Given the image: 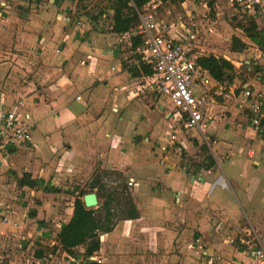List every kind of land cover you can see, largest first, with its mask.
Instances as JSON below:
<instances>
[{"label":"crops","instance_id":"obj_1","mask_svg":"<svg viewBox=\"0 0 264 264\" xmlns=\"http://www.w3.org/2000/svg\"><path fill=\"white\" fill-rule=\"evenodd\" d=\"M87 2L0 3V104L22 100L18 112L32 134L31 143L0 158L7 210L0 257L14 264H75L70 255L77 264H254L252 251L264 247V60L257 74L242 75L234 59L248 46L261 49L237 26L242 36L230 35L226 45L209 41L207 2L185 0V14L170 20L201 32L198 58H223L234 68L217 82L197 64V95L208 100L204 141L201 132L175 126L172 105L148 76L129 71L147 65L134 34L112 30L114 10L130 0H104L102 9ZM149 6L170 10L158 0ZM250 11L256 23L264 14ZM233 37L246 48L232 51ZM246 89L263 104L261 132L251 125ZM80 192L96 194L95 209L112 198L111 230L99 233L91 257L84 245L68 254L57 241ZM130 204L135 218L127 216Z\"/></svg>","mask_w":264,"mask_h":264},{"label":"built area","instance_id":"obj_2","mask_svg":"<svg viewBox=\"0 0 264 264\" xmlns=\"http://www.w3.org/2000/svg\"><path fill=\"white\" fill-rule=\"evenodd\" d=\"M228 2L234 8L257 9L258 13H264V0H228ZM147 4L141 10L136 9L138 24L134 34L142 38V44L137 51L152 70L147 77L149 85L172 105V119L175 121V126L188 131L197 130L201 132L204 141H207V137L204 136L206 127L204 114L208 100L203 94L197 95L198 85L195 77L198 58L196 49L201 32L195 25L182 19H179L177 25L170 20H161L153 11L155 8L151 9ZM77 24L79 25L80 22ZM242 98L248 103L251 125L256 131L261 132L263 104L256 98L253 100V93L249 89L243 92ZM22 105V100H16L11 108L0 104V158L8 155L11 148L32 141L31 129L18 112ZM169 141L172 145L177 142L175 133L170 135ZM176 147L180 151V146ZM6 212L5 207L0 205V220L4 223L7 222ZM252 257L254 264H264V247L257 245L252 251ZM69 258L77 264L72 255ZM90 261L101 262L93 258H90ZM0 264L14 263L0 257Z\"/></svg>","mask_w":264,"mask_h":264},{"label":"trees","instance_id":"obj_3","mask_svg":"<svg viewBox=\"0 0 264 264\" xmlns=\"http://www.w3.org/2000/svg\"><path fill=\"white\" fill-rule=\"evenodd\" d=\"M150 1L152 0H130L127 7L115 9L113 13V32L117 34H129L132 32L134 34L138 24L136 9L141 10ZM158 1H160L162 5L166 6L168 4L180 5L185 0ZM207 5L210 9L211 16H214V1H208ZM237 27L243 31L245 36H247L252 43L257 45L261 50H264V31L258 28L254 19L247 18L245 22L240 21L237 24ZM131 40L133 48H139L142 44V38L135 34ZM245 48L246 44H244L240 39L237 37L232 38V51H241ZM197 64L202 69H205L209 73L210 77L217 82L229 80L230 76L227 74L229 72H233L234 70L230 62L223 58H216L214 56L199 57L197 59ZM129 71L134 76H139L141 74L149 76L152 73L150 66L144 64H141L138 67H131ZM19 183L22 185L26 182H24V180H20ZM27 184L34 186L35 181H28ZM85 194L86 192H80L76 196L73 206V215L68 223L62 225L61 231L58 235L57 241L60 248L68 254H71L74 248L84 245L86 246V255L91 256L100 249L99 233L109 232L112 227V212L110 208L112 198L108 197L107 200L104 201V203H102L97 209H91L86 208L84 205L83 196ZM97 210L102 212L101 216L96 215ZM127 216L129 218H135L137 216V211L132 204L129 205Z\"/></svg>","mask_w":264,"mask_h":264},{"label":"rangeland","instance_id":"obj_4","mask_svg":"<svg viewBox=\"0 0 264 264\" xmlns=\"http://www.w3.org/2000/svg\"><path fill=\"white\" fill-rule=\"evenodd\" d=\"M200 3L203 2H208V1H214L215 6H217V10L215 12L214 16H209L206 14L202 19H203V25L205 26V29H210L212 30L211 38L209 41H213L214 45L221 46L227 44V39L230 37V35H241V31L236 28L237 24L240 21H244L245 19L248 18V16L251 13L250 10H241L240 8H230L228 0H197ZM104 0H88V6H92L91 8L94 9L96 7H100L101 9L103 6ZM170 5V4H168ZM152 6V5H151ZM150 8L152 9V7ZM190 7V4H188ZM99 9V8H97ZM235 9V10H234ZM153 11H155L158 15V17L162 20H171L177 16L184 15V9L181 7V5H170V10L166 14L165 9H162L161 7L155 8ZM246 21V20H245ZM257 23L261 29L264 30V14L257 18ZM204 37V36H203ZM234 59L236 63H240L238 65L239 67V72L242 75L245 74H257L258 71L256 70L257 68H261L259 66V60H264V50L259 51V49L256 46H248L246 50H244L241 55L237 56ZM237 65V64H236ZM88 182H82L80 183L79 187H83V191H87ZM107 185V184H106ZM107 191L111 192L113 189L111 186L103 187ZM99 195L102 197L103 192H100ZM95 209V208H94ZM119 211V209H115V212ZM118 213V212H117ZM96 215L101 216L102 212L100 210H97ZM121 216V215H119ZM256 244V241H255Z\"/></svg>","mask_w":264,"mask_h":264},{"label":"water","instance_id":"obj_5","mask_svg":"<svg viewBox=\"0 0 264 264\" xmlns=\"http://www.w3.org/2000/svg\"><path fill=\"white\" fill-rule=\"evenodd\" d=\"M83 202H84L85 207L87 208H93L97 206L98 200H97L96 194L90 193V194L85 195L83 197Z\"/></svg>","mask_w":264,"mask_h":264}]
</instances>
